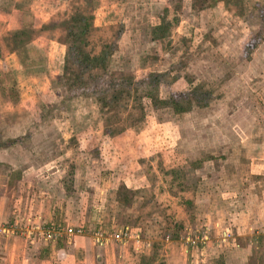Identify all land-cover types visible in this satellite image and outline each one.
<instances>
[{
    "label": "rangeland",
    "instance_id": "obj_1",
    "mask_svg": "<svg viewBox=\"0 0 264 264\" xmlns=\"http://www.w3.org/2000/svg\"><path fill=\"white\" fill-rule=\"evenodd\" d=\"M76 13L100 60L83 75L66 60ZM29 221L74 233L27 239ZM15 225L0 264L12 244L14 264H264V0H0V227ZM124 227L126 244L93 240Z\"/></svg>",
    "mask_w": 264,
    "mask_h": 264
},
{
    "label": "trees",
    "instance_id": "obj_2",
    "mask_svg": "<svg viewBox=\"0 0 264 264\" xmlns=\"http://www.w3.org/2000/svg\"><path fill=\"white\" fill-rule=\"evenodd\" d=\"M92 15H83L81 13L73 14L69 17L67 21L64 22L65 24V32L67 36L66 41V60L69 59L71 65L75 68V70L78 72V74L83 75L91 68H96L99 64V58L97 56L91 57L86 51V36L90 29L92 28ZM47 27L42 26L38 32H43L46 30ZM49 28V27H48ZM52 28V26H51ZM31 29H21L18 32L15 33V38H18V40H22L23 37H26L28 33H32ZM104 57L101 58V60ZM73 73V72H72ZM75 76H79L76 73ZM150 79H153L152 81V88L151 91L154 92L157 89V85L160 76L151 74L149 76ZM73 83H77L78 81ZM91 83H96L97 85L94 86L91 90L87 91L86 87H80L78 86L77 89H82V91H87L91 94H102L105 93L108 87H103L104 83L99 78L96 81H92ZM103 88V89H102ZM180 97L177 95H171L168 99L164 101H159L160 104L166 105L167 107H172L176 112H182L184 109L182 108L183 105L180 103ZM182 99V98H181ZM156 261V254L155 257H150V262L154 264ZM157 264H164L163 261H159Z\"/></svg>",
    "mask_w": 264,
    "mask_h": 264
},
{
    "label": "built area",
    "instance_id": "obj_3",
    "mask_svg": "<svg viewBox=\"0 0 264 264\" xmlns=\"http://www.w3.org/2000/svg\"><path fill=\"white\" fill-rule=\"evenodd\" d=\"M24 225L25 228L23 231L25 232L27 239L32 238V235L36 234L41 236L47 242L57 243L64 237H69L74 233V230L72 228H64L61 225L55 224H45V226H43L38 223H32L29 221ZM16 227L18 226L15 225L9 228L0 227V234H6V236H15L14 234L17 232ZM75 232L81 234L80 230H76ZM92 237L95 243L98 245H102L105 242H108L107 240H112L120 244H126L130 240L134 239L132 230L129 227H124L118 231H113L110 235L106 236H103V234L98 231L95 232ZM135 242H138V240ZM190 243L192 245H196V241H190Z\"/></svg>",
    "mask_w": 264,
    "mask_h": 264
},
{
    "label": "crops",
    "instance_id": "obj_4",
    "mask_svg": "<svg viewBox=\"0 0 264 264\" xmlns=\"http://www.w3.org/2000/svg\"><path fill=\"white\" fill-rule=\"evenodd\" d=\"M13 243V242H12ZM108 242H106L105 244H107ZM55 244H58V243H55ZM105 244H102V245H98L99 246V248H103L104 246H106ZM52 245H54V244H52ZM2 247H5V246H2ZM106 248V247H105ZM6 251L7 252H1L2 253V255H7V257H9V258H11V259H5L4 260V258H3V262L1 263V264H14L15 262V259H14V256H15V249L13 248V244H12V248H11V250H9V248H7L6 247ZM239 252V251H238ZM62 253V252H61ZM240 253V252H239ZM64 254V253H63ZM62 254V255H63ZM60 255V254H59ZM73 255V254H72ZM76 255V254H75ZM64 256H67L66 254H64ZM2 257H4V256H2ZM62 259V258H61ZM65 258H63V260H64ZM64 262V261H63ZM64 264H66V262H64Z\"/></svg>",
    "mask_w": 264,
    "mask_h": 264
}]
</instances>
